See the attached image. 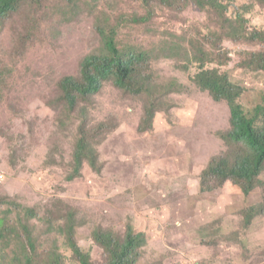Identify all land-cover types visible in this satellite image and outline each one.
Instances as JSON below:
<instances>
[{"label":"rangeland","instance_id":"374dc122","mask_svg":"<svg viewBox=\"0 0 264 264\" xmlns=\"http://www.w3.org/2000/svg\"><path fill=\"white\" fill-rule=\"evenodd\" d=\"M168 2L21 0L0 20V63L8 53L21 62L0 85V214L8 212L2 200L37 214L23 223L12 258L24 262L29 228L38 263L57 255L78 264L61 232L76 209L74 242L94 264H107L98 230L120 243L129 232L143 236L135 264H264V172L247 198L231 183H210L204 193L202 174L245 150L224 142L228 105L194 83L203 65L217 70L242 89L245 114L255 111L264 96V72L255 70L264 39L253 35L264 37V3ZM113 27L120 52L139 57L131 88L142 94L110 84L67 105L59 86L78 79L87 57L102 55V32ZM83 135L82 151L99 171L85 167L72 180V150Z\"/></svg>","mask_w":264,"mask_h":264},{"label":"trees","instance_id":"16d2710c","mask_svg":"<svg viewBox=\"0 0 264 264\" xmlns=\"http://www.w3.org/2000/svg\"><path fill=\"white\" fill-rule=\"evenodd\" d=\"M20 1L0 0V20L14 12ZM214 1L218 2L219 0ZM258 1L264 3V0ZM163 2L165 4L167 2L168 7H170L168 0H163ZM207 3L204 2L203 4L206 5ZM140 20L143 21L144 18L142 17ZM118 31L119 27L118 29L113 27L108 33L102 32L104 42L102 55L87 57L80 66L78 79L66 78L62 81L59 88L61 94L65 96L62 98L64 103L67 105L72 103L75 107L77 99L81 98L89 101L98 96L104 86L110 84L127 94L136 96L142 94L141 91L131 88V78L136 71L135 67L139 57H136L133 53L130 55L120 52L115 40ZM253 38L264 39L258 33L254 34ZM12 54L8 53L5 56L6 58L3 59V63H0V85L5 84L14 76L18 64L21 63L18 61V56ZM127 55L130 56L127 57ZM142 56L145 55L142 54L140 57ZM257 58L261 60L256 59L258 65L255 70L264 72V56L258 55ZM20 59H22L21 56ZM204 66L200 68L194 83L199 91L208 93L215 102L228 105L231 112L232 132L224 142L239 147L242 146L245 152L242 157H240V151L233 153L231 163L221 159L212 164L202 174L200 185L203 187L204 193H207L210 191L208 187L210 183H216L219 187L231 183L238 187L243 196L247 198L257 189L259 178L264 172V96L261 104L250 116H247L243 107L239 105L242 89L231 83L227 75L221 74L217 70H206ZM247 66V69L253 68V65L249 64ZM151 113L149 120L150 123H153L155 112ZM31 118L29 117V119ZM54 135L55 130H53V138ZM85 141L87 140L83 135L78 145L72 150L73 162L75 163L74 173L77 177L72 180L78 179L85 167L98 174V163L82 151ZM44 144L46 143L42 145L44 146ZM2 202L7 207L8 212L0 214V264H40L38 263L35 239H33L29 228L26 230L28 246L23 250V253H25L24 262H20L16 257L12 258V254H9V251L14 247L13 243L17 242L19 244L21 241L23 223L26 220L33 221L37 218L36 210L25 208L11 200H2ZM78 212L79 210L73 209V212L66 216V224L61 232L70 235L68 248L78 264H94L90 255L84 253L74 242L75 228L73 225ZM13 215L16 222L10 224V218ZM94 239L104 251L107 264H135L131 261V257L136 255V251L144 247L143 236H134L131 232L128 233L123 243L113 240L109 233L100 230L95 232ZM47 264H63L62 258L54 255L52 262Z\"/></svg>","mask_w":264,"mask_h":264}]
</instances>
